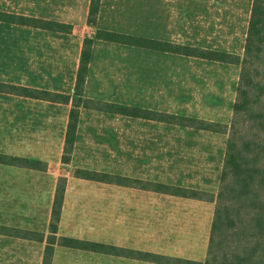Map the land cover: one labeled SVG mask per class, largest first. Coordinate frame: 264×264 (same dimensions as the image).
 <instances>
[{
	"label": "crops",
	"instance_id": "crops-1",
	"mask_svg": "<svg viewBox=\"0 0 264 264\" xmlns=\"http://www.w3.org/2000/svg\"><path fill=\"white\" fill-rule=\"evenodd\" d=\"M91 1L0 0L1 12L73 26L65 33L0 19V73L26 72L36 79L30 87L72 94L84 41L93 38L85 97L230 123L239 65L105 41L96 32L242 56L253 0H101L96 25L88 23ZM55 104L63 108L43 114L45 124L26 128L24 148L7 153L41 160L46 168L0 162V226L42 232L46 238L0 232V264H44L60 177L66 187L59 236L204 263L215 201L86 179L75 170L216 194L228 133L82 107L71 161L65 163L71 104ZM51 264L168 263L56 243Z\"/></svg>",
	"mask_w": 264,
	"mask_h": 264
},
{
	"label": "trees",
	"instance_id": "trees-1",
	"mask_svg": "<svg viewBox=\"0 0 264 264\" xmlns=\"http://www.w3.org/2000/svg\"><path fill=\"white\" fill-rule=\"evenodd\" d=\"M100 3L101 0L91 1L88 17V23L91 25L97 23ZM0 19L57 32L70 33L73 31L71 24L44 18L14 15L0 11ZM96 38L137 47L167 50L240 66L237 96L229 124L85 97L84 89L93 38H86L84 41L76 85L72 94L0 81V93L71 104L62 157L65 163L71 161L79 113L82 107L228 133L226 156L221 171L219 190L216 194L194 188L112 175L106 172L82 168L75 170L77 177L86 179L110 181L121 185L215 201L216 208L208 255L206 261L201 263L59 236V221L66 187V178L60 177L53 205L50 233L47 236L44 264H51L56 243L72 248L118 252L168 264H264V0H253L248 36L242 56L217 50L171 44L103 29L97 30ZM0 162L19 164L32 169H43L47 166L45 162L38 159L7 153H0ZM0 232L38 241H44L46 238L45 233L42 232L7 226H0Z\"/></svg>",
	"mask_w": 264,
	"mask_h": 264
},
{
	"label": "rangeland",
	"instance_id": "rangeland-1",
	"mask_svg": "<svg viewBox=\"0 0 264 264\" xmlns=\"http://www.w3.org/2000/svg\"><path fill=\"white\" fill-rule=\"evenodd\" d=\"M42 75L51 76L52 74ZM35 80L26 72L4 71L0 73V81L4 82L28 86L36 83ZM58 108H63V106L43 100H30L17 95L0 94V151L11 153L13 150L24 148V141L29 133L26 128L36 129L39 125L45 124L46 117L42 115L58 112Z\"/></svg>",
	"mask_w": 264,
	"mask_h": 264
}]
</instances>
